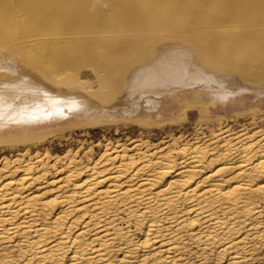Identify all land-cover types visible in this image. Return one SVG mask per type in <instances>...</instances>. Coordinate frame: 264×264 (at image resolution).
Listing matches in <instances>:
<instances>
[{"label":"rangeland","instance_id":"374dc122","mask_svg":"<svg viewBox=\"0 0 264 264\" xmlns=\"http://www.w3.org/2000/svg\"><path fill=\"white\" fill-rule=\"evenodd\" d=\"M44 1L8 0L10 17L0 7V49L44 90L79 100L61 120L0 130V178L30 165L32 178L61 179L70 164L87 166L103 154L139 160L264 136V19H257L264 11L245 8L231 23L206 0H52L56 6H41L35 18L32 4ZM234 1L222 9L232 12ZM119 221L135 242L143 238L133 222ZM190 242L175 252L181 264H217L218 249ZM248 247L244 263L264 264V242ZM108 257L114 264L122 258L115 248ZM136 258L130 264H142Z\"/></svg>","mask_w":264,"mask_h":264},{"label":"bare ground","instance_id":"6f19581e","mask_svg":"<svg viewBox=\"0 0 264 264\" xmlns=\"http://www.w3.org/2000/svg\"><path fill=\"white\" fill-rule=\"evenodd\" d=\"M7 1L0 0V7L10 17L15 7ZM46 1L32 4L35 16L44 5L56 6ZM226 2L206 0L231 23L246 16L240 18L245 8L264 11L260 0L232 2V12L222 9ZM75 98L64 100L44 90L0 49V130L61 120ZM253 138L241 136L239 144L221 138L213 143L222 142L223 149L182 147L139 160L103 154L87 166L70 164L61 179H46L42 172L32 178L30 165L18 176L12 171L0 178V264H114L108 257L113 248L122 256L119 264H130L136 256L142 264H181L177 250L189 241L206 252L218 249L217 264H246L248 244L264 242V136ZM122 216L143 232L140 241L135 242L130 227H119Z\"/></svg>","mask_w":264,"mask_h":264}]
</instances>
